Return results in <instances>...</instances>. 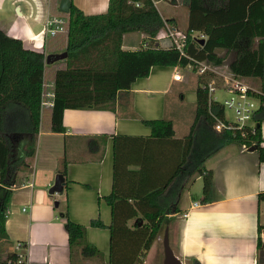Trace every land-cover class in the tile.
Segmentation results:
<instances>
[{
    "label": "trees",
    "instance_id": "1",
    "mask_svg": "<svg viewBox=\"0 0 264 264\" xmlns=\"http://www.w3.org/2000/svg\"><path fill=\"white\" fill-rule=\"evenodd\" d=\"M183 1L189 11L188 56L174 47L155 46L154 36L165 22L174 26V20L163 19L154 0H108L107 11L94 15H85L71 4L67 13H56L60 19L56 24L63 29L48 37L44 51L26 49L21 40L0 29V245L7 237L9 187L16 181V172L27 167L25 159L34 155L39 129L65 131L64 109L110 108L116 94L128 90L137 78L147 77L152 66L185 68L190 58L204 57L221 64L224 56H218L215 49L222 48L228 54L236 45L240 52L229 68L236 75L258 78L259 98L264 104V0ZM257 19L262 31L256 38L260 47L256 55L250 38ZM134 31L146 35L148 47L122 48L123 34ZM197 31L205 39L192 38ZM62 51L67 52L66 58L54 61V54ZM47 54H52L49 62ZM200 77L195 115L186 135L175 138L172 121L159 118L143 120L150 127L147 136L112 138L113 182L106 197L111 207L107 264L142 262L154 240L180 211L178 200L184 185L199 174L201 163L215 150L235 141L244 148L254 146L259 162H264L260 126L246 138L234 136L230 130L213 129L214 118L208 112L207 91L201 87ZM215 110L222 118L221 110ZM42 116L46 119L44 128ZM255 119L258 123L264 120V105ZM199 143L210 152L203 154ZM59 172L64 174L65 164ZM205 191L210 193L207 188ZM257 197L264 202V191ZM63 216L71 254L76 248L96 252L85 240V226L72 221L67 213ZM90 224L105 227L100 220L93 219ZM257 245L261 246L260 238ZM18 259L16 252L6 256L10 264H24Z\"/></svg>",
    "mask_w": 264,
    "mask_h": 264
},
{
    "label": "crops",
    "instance_id": "2",
    "mask_svg": "<svg viewBox=\"0 0 264 264\" xmlns=\"http://www.w3.org/2000/svg\"><path fill=\"white\" fill-rule=\"evenodd\" d=\"M59 1L5 0L2 10L5 6L7 10L5 16L0 12V29L11 37L18 36L14 33L15 27L28 29L24 38L19 37L23 47L44 51L48 37L42 31L47 18L56 21L59 19L56 13H64L58 9ZM70 1L85 15L105 13L108 7V0ZM178 2L185 6L183 0L175 4ZM13 3L11 11L8 7ZM154 4L156 6V0ZM186 12L184 30L188 24V9ZM161 17L173 19L179 28L176 16ZM36 25L42 27L36 31ZM145 40L142 32L125 33L122 48L138 49ZM36 42L40 43L38 47L34 46ZM176 69L180 68L152 66L147 77L137 78L128 90L118 92L110 108L64 109V132L39 129L34 155L25 159L27 167L17 170L16 181L9 187L7 237L0 245V264H10L6 261L10 252L22 255L24 264L108 263L110 232L107 226L111 222V207L106 197L113 182L112 138L147 136L150 127L143 120L159 118L172 121L175 138L187 134L176 133L179 112L188 106L190 123L186 126L191 125L198 80L192 77L188 88L176 89L178 84L190 81L186 78L189 72L182 74L181 80H174ZM259 126L264 146V120ZM199 147L204 154L207 149L200 143ZM63 164L64 174L59 172ZM57 174L62 176V188L50 193ZM199 178L202 184L192 191V180ZM192 180L184 185L180 194V211L166 226L173 254L182 264H264V202H259L257 197L264 191V162H259L255 150L230 142L212 152ZM205 188L210 193H206ZM64 213L85 226V240L96 252L76 248L71 254ZM93 219L102 221L105 227L92 226ZM157 238L140 264H163L164 250L160 258L156 251ZM18 244L21 245L17 248Z\"/></svg>",
    "mask_w": 264,
    "mask_h": 264
},
{
    "label": "built area",
    "instance_id": "3",
    "mask_svg": "<svg viewBox=\"0 0 264 264\" xmlns=\"http://www.w3.org/2000/svg\"><path fill=\"white\" fill-rule=\"evenodd\" d=\"M168 1V0H167ZM172 1V0H169ZM175 1V0H173ZM138 5V3H136ZM63 27L56 24L53 19L47 18L46 25L42 33L47 37H53L57 32L62 31ZM192 38L198 37L195 33ZM203 37V34H201ZM201 37V38H202ZM167 41L164 47H174L181 55L188 56L186 49L188 47V36L186 30H179L165 22L153 40L155 46H162L158 40ZM147 42L141 43V48L148 47ZM191 62L185 68L188 72L192 71L193 63L196 64L195 73L202 77L201 87L207 91L208 112L214 118L212 125L217 132L230 130L234 136L246 138L249 134H254L258 121L255 115L259 111L263 102L259 98L260 91L254 89L245 78L234 74L233 72L220 71L210 64L190 58ZM174 80H181L182 74L176 69L173 76ZM219 95H225L223 99ZM219 109L222 112V118L214 112ZM230 112L231 116L227 115ZM197 203H194V205ZM21 244L17 245V248ZM22 255L19 254V262Z\"/></svg>",
    "mask_w": 264,
    "mask_h": 264
},
{
    "label": "rangeland",
    "instance_id": "4",
    "mask_svg": "<svg viewBox=\"0 0 264 264\" xmlns=\"http://www.w3.org/2000/svg\"><path fill=\"white\" fill-rule=\"evenodd\" d=\"M4 1L5 0H0V12L1 13H3V15L4 14H6V10H7V6H5L4 8H3V10H2V5H3V3H4ZM175 2H177V0H175L174 2H173V0H172V2L171 1H167V0H156V7H157V9H158V11H159V14H161L164 18H167V17H170L171 15H174V16H176L177 17V19H178V21H179V28H177L175 25H174V27H176L177 29H179V30H183V31H185L184 29H185V27H186V11H187V9H186V5L184 6V5H182V4H179V2L177 3V4H175ZM183 3H184V1H183ZM14 3H13V5L11 6H9L8 7V9H11V11H12V7L14 8ZM2 15V14H1ZM5 16V15H4ZM257 22H258V19L256 20V22L254 23V24H252V27H253V35H252V37L250 38V43H251V45H250V48L252 49V51H254L255 52V54L257 55V54H259V52H260V47H259V45H258V43L256 42V38H257V36L260 34V32L262 31V29H261V26L259 25V24H257ZM44 24V22H42V25ZM42 26H37L36 25V31H38L40 28H41ZM18 29V27H15V30H16V32H14L15 33V35H18L17 37H13V38H16V39H19L20 40V38H24L25 37V33H27V32H29V31H27L28 29H26V30H23V29H19V30H17ZM161 30V29H160ZM160 30L158 31V32H160ZM25 31H27V32H25ZM157 32V33H158ZM6 33V32H5ZM143 33V32H142ZM201 31H197V32H195V34L196 35H198L199 36V38H201L202 36H201ZM7 35V34H6ZM137 35V34H136ZM9 36V35H8ZM9 37H11V36H9ZM20 37V38H19ZM203 39H205V36L203 35V37H202ZM159 41V43L161 44V45H166V43H167V41H165L164 39H162V40H158ZM40 43H38V42H36L35 43V47H38V45H39ZM215 52H216V54L218 55V56H224V59H223V62L221 63V64H213L212 62H210L207 58H199V61H201V62H205L206 64H210L211 66H214L216 69H218V70H220V71H227V72H230L231 70H230V68H229V64L232 62V61H234L237 57H238V55H239V47L236 45L234 48H233V50L231 51V52H229L228 54H225V52H224V49H222V48H217V49H215ZM209 61V62H208ZM173 67V66H172ZM179 72L181 73V74H186V72H188L186 69H183V68H180L179 69ZM193 77V80H199L198 78L200 77V76H198L196 73H195V71H190L189 72V75L188 76H186V78H190V81L188 82H186V81H184V82H182V83H180V84H178V87L176 88V89H178V88H188L189 86H190V84L192 83L191 82V78ZM245 78V77H244ZM200 79H201V77H200ZM203 80V79H202ZM245 80H246V82H248L254 89H257V90H259V80H258V78H256V77H247V78H245ZM195 82V81H194ZM190 90V89H189ZM176 90H175V88L173 89V92H175ZM225 97V95H219V98L220 99H223ZM179 115H180V120L178 121V123H177V127H176V133H177V135H184V133L186 134L188 131H189V126H186V124H188V123H190L189 122V120L187 121V119H188V117H189V108H188V106H185L182 110H181V112H179ZM227 115L228 116H231V114H230V112H227ZM188 122V123H187ZM46 126V119H45V117L44 116H42L41 117V127L42 128H44ZM232 143H236L235 141H233ZM189 182H191V180L189 181ZM200 184H202V179L201 178H199V179H197V180H192V183H191V190L192 191H195L196 189H197V187H199V185ZM163 235L164 234H160L159 236H158V238H157V240H156V242H157V245H156V251H157V253H158V255L160 256V258H161V255L163 254Z\"/></svg>",
    "mask_w": 264,
    "mask_h": 264
},
{
    "label": "water",
    "instance_id": "5",
    "mask_svg": "<svg viewBox=\"0 0 264 264\" xmlns=\"http://www.w3.org/2000/svg\"><path fill=\"white\" fill-rule=\"evenodd\" d=\"M71 6V1L70 0H60L59 1V6L58 9L61 12L67 13L69 11V8ZM52 54H47L46 56V61L49 62V59ZM54 61L56 60H62L66 58L67 52L62 51L59 53L54 54ZM256 126H259V123L256 124ZM250 150H254V146L249 147ZM62 176L61 174H57L55 177L54 184L51 186L49 189L50 193L59 191L62 188ZM163 250H164V259H163V264H182V262L173 254L171 247L169 245V237H168V228L166 227L164 230V235H163ZM195 264V263H194Z\"/></svg>",
    "mask_w": 264,
    "mask_h": 264
}]
</instances>
